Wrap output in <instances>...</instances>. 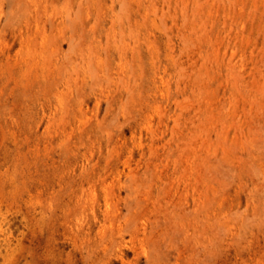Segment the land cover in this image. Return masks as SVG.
Instances as JSON below:
<instances>
[{
	"label": "rangeland",
	"instance_id": "rangeland-1",
	"mask_svg": "<svg viewBox=\"0 0 264 264\" xmlns=\"http://www.w3.org/2000/svg\"><path fill=\"white\" fill-rule=\"evenodd\" d=\"M0 264H264V0H0Z\"/></svg>",
	"mask_w": 264,
	"mask_h": 264
},
{
	"label": "bare ground",
	"instance_id": "bare-ground-1",
	"mask_svg": "<svg viewBox=\"0 0 264 264\" xmlns=\"http://www.w3.org/2000/svg\"><path fill=\"white\" fill-rule=\"evenodd\" d=\"M71 12V11H70Z\"/></svg>",
	"mask_w": 264,
	"mask_h": 264
}]
</instances>
